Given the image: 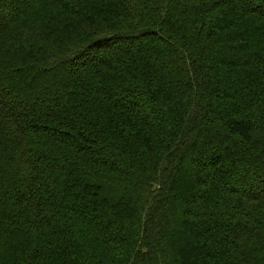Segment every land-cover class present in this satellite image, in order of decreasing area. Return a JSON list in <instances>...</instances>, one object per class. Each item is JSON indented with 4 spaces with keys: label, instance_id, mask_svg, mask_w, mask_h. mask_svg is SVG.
<instances>
[{
    "label": "trees",
    "instance_id": "trees-1",
    "mask_svg": "<svg viewBox=\"0 0 264 264\" xmlns=\"http://www.w3.org/2000/svg\"><path fill=\"white\" fill-rule=\"evenodd\" d=\"M264 0H0V264H264Z\"/></svg>",
    "mask_w": 264,
    "mask_h": 264
},
{
    "label": "rangeland",
    "instance_id": "rangeland-1",
    "mask_svg": "<svg viewBox=\"0 0 264 264\" xmlns=\"http://www.w3.org/2000/svg\"><path fill=\"white\" fill-rule=\"evenodd\" d=\"M262 56H264V54Z\"/></svg>",
    "mask_w": 264,
    "mask_h": 264
}]
</instances>
